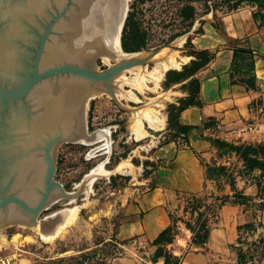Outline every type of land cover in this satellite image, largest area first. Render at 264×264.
Wrapping results in <instances>:
<instances>
[{
	"label": "crops",
	"instance_id": "0c3cea01",
	"mask_svg": "<svg viewBox=\"0 0 264 264\" xmlns=\"http://www.w3.org/2000/svg\"><path fill=\"white\" fill-rule=\"evenodd\" d=\"M192 35L178 136L155 151L156 164L140 181L152 186L134 188L117 205L112 238L122 254L112 264H238L233 245L243 225L255 223L248 239L264 237V170L250 167L235 149L256 147L247 157L264 162V7L217 3L207 7ZM180 195L202 204L223 199L206 216L202 242L192 241L181 220L173 226L174 218L184 217L183 205L173 204ZM167 228L168 237L156 242ZM158 251L163 255L155 256Z\"/></svg>",
	"mask_w": 264,
	"mask_h": 264
},
{
	"label": "rangeland",
	"instance_id": "374dc122",
	"mask_svg": "<svg viewBox=\"0 0 264 264\" xmlns=\"http://www.w3.org/2000/svg\"><path fill=\"white\" fill-rule=\"evenodd\" d=\"M244 2L264 7V0H126L117 52H154L153 58L140 63L142 70L131 66L116 75L111 81L112 94L101 93L86 102L82 120L90 135L88 141L63 140L55 148L52 179L76 198L56 201L36 219L76 207L74 219L66 221L59 234L50 237L41 235L38 224L0 226V264H112L122 254L112 238L118 221L115 210L134 188L140 192L152 186L151 181H140L153 170L155 151L178 136L177 115L188 102L184 80L191 65L187 56L192 55L193 29L207 7L218 3L234 8ZM97 50L95 56L93 51H87V60H95L94 71L108 70L117 63L103 57L102 48ZM170 56L179 63L161 69V60ZM154 69L160 70L158 78L152 77ZM98 166L104 172L98 173ZM84 186L88 192L83 191ZM235 197L242 201L241 195ZM220 200L223 201L214 196L210 203L202 204L193 195H180L173 204L183 205L184 217L174 218L173 226L181 220L196 228L198 213L206 220ZM173 204L170 209L175 208ZM254 224L243 228L240 241L233 245L236 252L241 249L246 260L254 258L247 264L264 263V249L258 243L262 236L248 239V234L255 231Z\"/></svg>",
	"mask_w": 264,
	"mask_h": 264
},
{
	"label": "water",
	"instance_id": "95a60500",
	"mask_svg": "<svg viewBox=\"0 0 264 264\" xmlns=\"http://www.w3.org/2000/svg\"><path fill=\"white\" fill-rule=\"evenodd\" d=\"M120 7L121 0H0V226L38 222L52 235L64 222V209L36 219L76 198L52 179L57 144L85 135L75 117L83 99L112 94L116 75L142 70L139 62L154 55L112 49ZM98 48L122 62L94 71L87 51Z\"/></svg>",
	"mask_w": 264,
	"mask_h": 264
},
{
	"label": "bare ground",
	"instance_id": "6f19581e",
	"mask_svg": "<svg viewBox=\"0 0 264 264\" xmlns=\"http://www.w3.org/2000/svg\"><path fill=\"white\" fill-rule=\"evenodd\" d=\"M125 5H126V0H121V7H120V15H119V20H118V25H117V29H116V33H115V38H114V42H113V47H112V49L113 50H115V51H117L118 49H119V47H118V45H119V31H120V24H121V22H122V18H123V14L125 13V9H126V7H125ZM98 49H100V48H98ZM98 51V50H97ZM100 51H102V50H100ZM101 53V52H100ZM121 55H123V56H128V55H126V54H121ZM107 58V57H106ZM112 59H114L116 62H118V63H120V62H122V56L121 57H119V58H115V57H111ZM141 62V61H140ZM140 62H139V65H140ZM179 62L178 61H176L173 57H168L165 61L163 60H161V63L159 64V66L161 67V69H164V68H166L167 66H169V65H176V64H178ZM131 67V66H130ZM129 68V67H128ZM128 68H126V69H128ZM158 69V68H157ZM156 69H154V73L152 74V77H154V78H158V76H159V74H160V70H156ZM121 75V74H120ZM86 102H88V100H86V101H84V99H83V101L80 103V105H79V107H78V110H77V113H76V115H75V117H81V120H82V114H83V109L85 108L84 107V105H86L87 103ZM85 110V109H84ZM83 111V112H82ZM146 116V115H145ZM148 117V116H147ZM150 118V117H149ZM149 118H147V119H149ZM146 119V118H145ZM137 120V119H136ZM151 120V119H150ZM138 121V123L140 122V120L138 119L137 120ZM85 122H86V119H85ZM82 124H83V120H82ZM85 127H86V124H85V126L83 125V128L85 129ZM87 129V128H86ZM84 132H85V130H84ZM98 132V131H97ZM102 132V131H101ZM106 133V132H105ZM100 134V133H99ZM90 135H88L86 132H85V135H83V136H78V138H76V137H69V138H67V139H73V142H86V141H88V139L90 138L89 137ZM95 136V135H94ZM99 137H101V136H99ZM76 138V139H75ZM95 138V137H94ZM93 138V139H94ZM83 139V140H82ZM91 140V139H90ZM107 140V139H106ZM96 141V140H95ZM108 141V140H107ZM107 141H106V143H107ZM90 142V141H89ZM110 143V142H109ZM55 148V147H54ZM120 166V165H119ZM99 167V166H98ZM100 167H102V166H100ZM100 167H99V169L97 170L98 171V173H99V170H100V172L101 171H103L104 172V170L102 169H100ZM95 170V169H94ZM93 170V171H94ZM102 173V172H101ZM94 174V173H93ZM92 174V175H93ZM89 175H91V174H89ZM91 176H87V179L88 178H90ZM86 179V178H85ZM89 181V180H88ZM92 181V179H90V182ZM84 183H86V181H84ZM89 183V182H88ZM88 183L86 184V185H88ZM89 184H91V183H89ZM84 185V184H83ZM82 185V186H83ZM85 187V186H84ZM90 187V186H89ZM86 189V190H85ZM80 190H82V188L80 189ZM89 191V190H87V188L85 187L84 189H83V191ZM73 196H76V194H72V197ZM71 200H73V199H70V201ZM75 210H76V207H74V208H71L70 210H66V209H64V212H65V219H64V222L62 223V224H60V225H58V227H57V229H56V231L51 235H44V234H41V235H43L44 237H50V236H54V235H56L59 231H60V229L65 225L64 223L66 222V221H71V220H73L74 219V215H75ZM19 223H21V224H23V225H26V224H30L31 222H19ZM32 224V223H31ZM38 224V222H36L35 224H33V226H36ZM38 227H39V225H38ZM59 234V233H58Z\"/></svg>",
	"mask_w": 264,
	"mask_h": 264
},
{
	"label": "trees",
	"instance_id": "16d2710c",
	"mask_svg": "<svg viewBox=\"0 0 264 264\" xmlns=\"http://www.w3.org/2000/svg\"><path fill=\"white\" fill-rule=\"evenodd\" d=\"M187 128H189V127H187ZM235 149L238 152H240L245 157V159L247 160V163H248V165L250 167L259 166L262 170H264V162H261V161L255 160L253 158L247 157L248 153H253V152L257 151L256 147H250V146H247V147H235ZM260 151H264V148H260ZM235 194H237V193H235ZM202 218H203L202 213H198V216H197V219H196V222H197V227L196 228L192 227L187 222L185 223V225L188 228H190L191 231L193 232V235H192V241L193 242H202L205 239V237H206V234H207L206 220L204 218L203 219ZM249 227H251V223H247V224L243 225V228H249ZM169 232H170V228H167L164 231H162L158 235V237L156 239V242L161 241L163 239H166L168 237ZM238 241H240V240L238 239ZM258 243H260V245H262L263 249H264V237H260L258 239ZM159 255H163L162 251H158L155 254V256H159ZM164 257H165L164 258V263H165V262L168 261V257L166 256V253L164 254ZM237 257H238V264H247L248 261H251V260L253 261V259H254V258H251L249 260H246V258L244 257L243 252L241 251V249H237ZM255 261H257V260H255Z\"/></svg>",
	"mask_w": 264,
	"mask_h": 264
}]
</instances>
